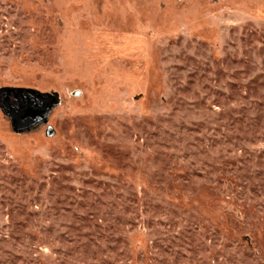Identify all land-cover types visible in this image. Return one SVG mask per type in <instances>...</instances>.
I'll return each mask as SVG.
<instances>
[{
    "label": "rangeland",
    "instance_id": "374dc122",
    "mask_svg": "<svg viewBox=\"0 0 264 264\" xmlns=\"http://www.w3.org/2000/svg\"><path fill=\"white\" fill-rule=\"evenodd\" d=\"M0 264H264V0H0Z\"/></svg>",
    "mask_w": 264,
    "mask_h": 264
},
{
    "label": "water",
    "instance_id": "95a60500",
    "mask_svg": "<svg viewBox=\"0 0 264 264\" xmlns=\"http://www.w3.org/2000/svg\"><path fill=\"white\" fill-rule=\"evenodd\" d=\"M0 94L4 109L17 131L27 130L43 122L50 109L59 102L57 95L19 89L7 90Z\"/></svg>",
    "mask_w": 264,
    "mask_h": 264
}]
</instances>
